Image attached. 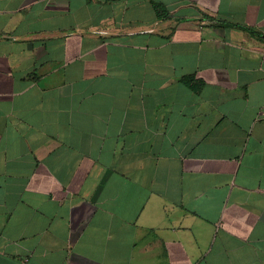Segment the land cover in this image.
<instances>
[{"label": "crops", "instance_id": "0c3cea01", "mask_svg": "<svg viewBox=\"0 0 264 264\" xmlns=\"http://www.w3.org/2000/svg\"><path fill=\"white\" fill-rule=\"evenodd\" d=\"M0 264H264V0H0Z\"/></svg>", "mask_w": 264, "mask_h": 264}]
</instances>
